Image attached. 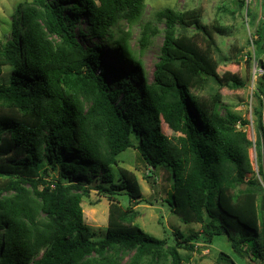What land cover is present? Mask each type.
<instances>
[{
	"label": "trees",
	"instance_id": "trees-1",
	"mask_svg": "<svg viewBox=\"0 0 264 264\" xmlns=\"http://www.w3.org/2000/svg\"><path fill=\"white\" fill-rule=\"evenodd\" d=\"M245 4L235 0L237 10ZM144 9L145 0H33L18 7L11 38L0 45V78L3 68L10 72L0 82V264H122L126 255L125 264H185L189 256L180 251L221 236L241 260L264 264V189L247 178L253 144L242 128L249 122L227 109L217 90L196 92L210 84L244 87L236 76L221 78L216 71L212 30L221 29L205 26L200 10L156 12L138 40L142 54L158 34L153 22L164 23L149 81L130 47V30L117 37L113 31L123 21L136 25ZM247 14L254 22L257 14ZM78 35L100 42L84 46ZM256 35L257 59L264 19ZM106 54L129 68L105 64ZM255 114L263 177L261 109ZM162 123L179 136H165ZM130 149L147 166L171 170L169 211L200 225V232H174L169 244L134 224L141 187L117 160ZM90 176L110 202L100 239L84 223L81 207L80 193L89 188L79 181L88 184ZM122 196L132 206L122 207ZM216 264L236 263L220 253Z\"/></svg>",
	"mask_w": 264,
	"mask_h": 264
},
{
	"label": "rangeland",
	"instance_id": "rangeland-1",
	"mask_svg": "<svg viewBox=\"0 0 264 264\" xmlns=\"http://www.w3.org/2000/svg\"><path fill=\"white\" fill-rule=\"evenodd\" d=\"M33 0H0V45L5 44L11 38L13 18L17 15V9L21 4L30 3ZM246 4L242 10H237L235 0H145L143 16L136 25L131 28L126 22H120L117 29H113L116 37L123 31L130 30V47L138 56L146 78L151 81L154 66L158 61L160 48L163 43V22H153L158 34L151 38L149 47L142 53L138 52V40L140 38L141 26L149 20H153V15L165 8L176 11L200 10L202 23L208 27L221 29V32L212 30L213 40L216 42L217 52L213 58L216 63V71L221 78L236 76L243 81L244 87L240 89H229L227 87L218 88L215 84H210L204 90L196 91L200 96H207L215 90L219 92L222 103L232 113L237 114L243 120L249 122L242 130L253 146L249 150V158L253 174L247 178L254 177L264 189V176L259 175L260 162L257 161L255 144L257 137L261 135L257 128L256 109H261V122L264 124V40L262 53L259 58H255L254 41L257 40L256 27L264 19L260 10L259 0H245ZM256 13V18L251 21L247 14L248 10ZM251 21V22H250ZM253 22V23H252ZM80 27L78 31L85 30ZM77 31V32H78ZM116 31V32H115ZM78 39L84 46H93L98 39L90 40L86 36L78 35ZM107 44L106 41L102 42ZM108 46V44H107ZM104 53L109 47L104 46ZM105 64H113L116 68L128 69V63L122 58L115 59L106 54ZM9 69L3 68L0 82L5 83L9 75ZM134 84L135 80H132ZM262 103V106L260 104ZM225 107L219 108L220 115L225 114ZM261 124V126H262ZM264 133V127L262 126ZM162 133L168 138L179 136L174 133L166 124H161ZM119 167L132 173L141 187L140 204L132 206L125 196L118 197L122 207L132 206L136 212L134 224L144 233L156 239H166L169 244L174 240L173 233L180 232L188 235L200 232V225L185 224L179 217L169 211L166 200L169 199L172 191V172L169 168L157 166L151 168L141 158L135 149L123 152L117 157ZM264 169V161H262ZM58 177L57 173L54 174ZM92 182L85 184L83 180L74 177L83 187L89 188L87 193H80L82 196L81 207L83 211L84 223L96 233L97 239L103 238L106 233L108 207L110 202L104 196L97 194L94 187L99 181L90 176ZM94 179V180H93ZM67 183V180H63ZM142 201V202H141ZM193 252L180 251L183 257L189 256L185 264H216V259L220 253L229 255L236 264H249L238 258L231 250L225 236L214 237L211 243L198 241ZM130 255L123 258L122 264L128 262ZM159 264H169V259Z\"/></svg>",
	"mask_w": 264,
	"mask_h": 264
}]
</instances>
